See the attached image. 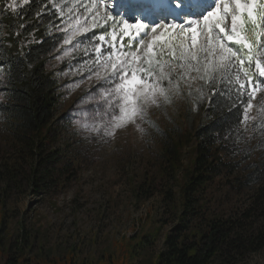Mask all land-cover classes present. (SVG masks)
Instances as JSON below:
<instances>
[{
  "label": "rangeland",
  "instance_id": "rangeland-1",
  "mask_svg": "<svg viewBox=\"0 0 264 264\" xmlns=\"http://www.w3.org/2000/svg\"><path fill=\"white\" fill-rule=\"evenodd\" d=\"M123 2L116 0L118 5ZM78 3L79 0H55L56 5L63 6L65 20L69 8ZM84 11L83 7L73 8L72 14ZM74 24L75 20H69L62 28ZM67 35L71 36V31ZM86 47L91 53L87 40L79 42L77 37L69 44L63 40L47 60V70L57 80L59 97L54 138L45 151H54L57 161L46 164L51 169L47 178L42 169L45 164L34 167V171L30 167L39 157L21 161L19 187L14 185L7 191L5 218L0 223L4 236L0 240V263L6 261V248L11 243L9 254L21 251L24 264H156L157 254L165 249V235L177 222L180 204L172 207L165 196L167 192L178 194L179 183L175 181H180L182 169L190 165L191 145L181 148L179 156L184 167L174 179L162 157V132L183 134L190 124L193 126V120L194 124L199 121L194 100L199 95L195 89L201 86H194L193 96L185 93L163 108L150 109L148 119L155 126L143 124L145 132L128 125L104 139L77 123L84 115L77 114L81 107L78 101L85 89L95 83L87 79V72L77 71L85 59L93 58L85 55ZM186 108L190 109V120L185 119ZM1 120L0 116L2 163L13 160L19 145L4 142ZM240 131L244 138L242 150L227 156L233 164V174L217 177L202 194L207 217L237 214L246 207L253 192L249 186L238 190L230 184L232 178L242 179L247 172L244 167L249 162L245 157L248 137L259 133L251 125L247 130L241 125ZM32 172L39 188L26 180L33 176ZM236 264H264V247Z\"/></svg>",
  "mask_w": 264,
  "mask_h": 264
},
{
  "label": "snow or ice",
  "instance_id": "snow-or-ice-1",
  "mask_svg": "<svg viewBox=\"0 0 264 264\" xmlns=\"http://www.w3.org/2000/svg\"><path fill=\"white\" fill-rule=\"evenodd\" d=\"M49 4L62 24L75 20L69 28L56 26L65 33V44L77 37L91 44L85 55L93 58L77 69L95 80L78 101L82 129L104 139L128 125L143 133V124L155 126L150 109L185 93L193 96L195 85L201 86L195 89L198 106L202 85L210 84V105L213 97L225 96L228 115L235 116L230 132L238 122L244 130L251 125L264 133V0H124L119 5L79 0L67 20L63 6L39 0L38 20L50 11ZM10 6L16 10L15 0ZM78 7L85 11L73 15ZM235 131L239 135L240 129Z\"/></svg>",
  "mask_w": 264,
  "mask_h": 264
},
{
  "label": "trees",
  "instance_id": "trees-1",
  "mask_svg": "<svg viewBox=\"0 0 264 264\" xmlns=\"http://www.w3.org/2000/svg\"><path fill=\"white\" fill-rule=\"evenodd\" d=\"M12 2L0 0V67L4 69L0 77V116L4 142L17 143L19 149L13 160L0 162V223L5 218L7 191L14 185L19 187L21 161L39 157L30 167L34 171V167L45 164V178L51 172L46 164L57 161L54 151H45L54 138L59 97L57 80L46 64L64 40V33L56 27L63 25L59 12L51 15L56 9L50 4V11L38 20L36 13L42 10L39 0H30L27 5L15 0L16 10L10 6ZM44 2L48 4V0ZM212 92V85H202V99L196 104L199 121L194 124L193 120L185 133L162 132V157L172 178L184 167L179 156L183 146L191 145L192 158L182 169L180 181H175L179 183L178 194L167 192L165 196L172 207L180 204L179 213L171 232L165 235V249L157 254L156 264H236L264 247V133L253 134L247 142V172L242 179L237 176L230 182L238 190L249 186L253 191L246 207L221 218L203 213L204 190L217 177L233 174L227 156L242 150L244 144L242 131L239 135L235 131L241 124H232L230 132L229 121L235 116L228 115L227 97L215 96L210 105ZM185 116L191 119L189 108ZM32 173L26 180L39 188ZM2 227L0 224V240L4 238ZM11 248L9 243L6 261L0 264H24L21 251L10 255Z\"/></svg>",
  "mask_w": 264,
  "mask_h": 264
}]
</instances>
